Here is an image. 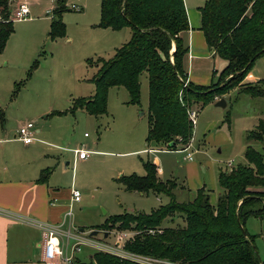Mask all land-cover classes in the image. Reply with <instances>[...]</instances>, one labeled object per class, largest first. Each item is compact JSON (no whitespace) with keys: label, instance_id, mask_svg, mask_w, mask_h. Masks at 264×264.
Returning a JSON list of instances; mask_svg holds the SVG:
<instances>
[{"label":"rangeland","instance_id":"1","mask_svg":"<svg viewBox=\"0 0 264 264\" xmlns=\"http://www.w3.org/2000/svg\"><path fill=\"white\" fill-rule=\"evenodd\" d=\"M26 1L30 14L24 20H13L15 9ZM206 1L188 0L193 23L199 22L196 15ZM56 3V0H14L11 6L14 32L0 52V112L5 118L4 122L0 118V124L10 122L16 127L32 121L35 130L38 127L43 130L45 146L54 157L50 180L60 191L57 203L63 209L61 219L65 222L62 227L65 232L71 230L89 236L95 229L135 231V223L126 229H119L121 223L110 227L102 225L113 215L149 214L168 205L172 200L169 195L129 190L119 180L122 175H146V162L156 165L160 180L177 182L176 201H191L199 188L206 187L211 202L216 204L222 192L220 170L229 172L238 164H248L245 157L248 145L264 155V140H247V133L256 128L260 118L264 120V97L243 91L248 83H262L264 57L256 60L242 84L225 93L226 107L215 103L205 107L192 105V110L197 112L194 135L188 143L178 141L175 150L146 140L149 125L147 72L141 75L140 104L130 103L126 87L114 86L108 93L106 113L96 116L81 109L67 111L75 98L94 95L96 86L92 78L98 71L96 60L113 57L117 48L130 41L133 31L131 27L120 30L100 27L101 0H68L69 10L62 14L66 34L52 38L51 10ZM74 3L82 9H72ZM215 63L217 73L211 83L218 81L227 60L217 55ZM82 146L91 155L87 161L74 164V149ZM185 147L193 153L192 161L185 160L186 152L182 151ZM66 161L71 164L66 165ZM73 189L81 192L80 202L72 201ZM70 209L72 216L67 218ZM185 224L183 214L177 213L156 228L164 231L166 227ZM245 229L255 235L257 254L264 261V218L249 217ZM93 237L113 244L116 235L112 232L105 238L100 232ZM61 240L64 249L70 251L74 240L66 237ZM95 252L97 249L83 244L76 257L89 262ZM122 259L143 264L131 257Z\"/></svg>","mask_w":264,"mask_h":264},{"label":"trees","instance_id":"2","mask_svg":"<svg viewBox=\"0 0 264 264\" xmlns=\"http://www.w3.org/2000/svg\"><path fill=\"white\" fill-rule=\"evenodd\" d=\"M56 1L52 38L66 34L62 14L69 10L68 0ZM13 2L0 0V52L14 32ZM199 10L200 29L208 47L227 60L218 81L206 86L189 82L185 86L188 76L184 61L190 47L182 34L191 27L185 0H101L99 26L113 30L131 27L132 37L116 49L113 57L96 60L94 95L75 98L67 111L81 109L96 116L106 113L108 93L114 86L126 87L130 103L140 104L141 75L147 72V142L165 144L167 150H175L178 141L188 143L194 135L192 105L205 107L222 98L242 84L256 60L264 55V0H207ZM243 91L264 97V79L262 83H248ZM247 140H264L263 119L247 133ZM245 157L248 164H238L229 172L220 170L222 192L216 204L211 202L206 187L199 188L191 201H176L177 182L160 180L156 165L146 162V175H122L119 180L129 190L165 193L172 198L171 202L149 214L126 212L110 216L102 226L121 223L119 229H126L135 223V230L156 228L167 217L180 213L185 217L184 226L166 227L154 236L141 232L127 243L126 249L182 264H264L256 251L255 235L245 229L249 217L264 218V155L248 145ZM49 173V169L44 170V181ZM74 264L138 263L98 251L91 261L76 257Z\"/></svg>","mask_w":264,"mask_h":264},{"label":"crops","instance_id":"3","mask_svg":"<svg viewBox=\"0 0 264 264\" xmlns=\"http://www.w3.org/2000/svg\"><path fill=\"white\" fill-rule=\"evenodd\" d=\"M185 4L191 26L189 31L182 34L190 47L184 61L187 79L195 85H210L217 73V55L208 47L200 29V10L196 15L199 22L193 23L188 0H185ZM0 116L4 122L1 112ZM21 124L16 127L10 122L0 124V264H44V231L40 224L49 223L64 231L62 227L65 222L61 219L63 209L57 203L61 195L50 180L54 157L45 146L41 136L43 130L36 128L35 140L26 144L16 137ZM73 159L76 164L88 158L75 162L74 153ZM70 164V161H66V165ZM46 169L50 173L44 181L42 174Z\"/></svg>","mask_w":264,"mask_h":264},{"label":"built area","instance_id":"4","mask_svg":"<svg viewBox=\"0 0 264 264\" xmlns=\"http://www.w3.org/2000/svg\"><path fill=\"white\" fill-rule=\"evenodd\" d=\"M72 9L81 10L82 8L77 4H72ZM53 8L51 10V13ZM30 14V5L29 3L22 2L14 11L13 20H24ZM188 84V81L185 82V86ZM197 112L190 110V118L195 124L197 121ZM35 124L32 121H28L19 126L17 131V138L24 141L26 144L32 143L35 140ZM87 135V134H86ZM181 150V149H180ZM182 151L186 152L185 160L192 161L193 153L188 151V147H185ZM75 162L77 160L87 159L91 152L87 150L84 146L75 148ZM71 199L73 202L81 201V192L77 189H73L71 193ZM67 218H71L72 211L71 209L66 213ZM40 226L44 231V241L42 245V262L44 264H74L76 254L81 250V245H90L91 247L97 249V251L107 252L113 255H116L121 258H133L143 264H182L180 262H175L160 257L138 254L126 249L128 242L133 240V238L140 234L141 232L147 233L148 235H156L162 233L163 229L159 228H147L146 230H123V231H108L109 236L113 232L116 235L115 241L113 244L107 243L102 240H97L93 236H84L79 232H74L68 230L65 232L59 229L58 226L51 225L49 223H41ZM61 237H66L68 240L73 239L74 243L71 245L70 251L64 249L63 242Z\"/></svg>","mask_w":264,"mask_h":264},{"label":"water","instance_id":"5","mask_svg":"<svg viewBox=\"0 0 264 264\" xmlns=\"http://www.w3.org/2000/svg\"><path fill=\"white\" fill-rule=\"evenodd\" d=\"M215 105L224 108V107L227 106V101H226V99L224 97H222V98H220L219 100H217L215 102ZM100 232L103 233L105 238H107L109 236V232L108 231H99V230H96V229L92 230L89 235L90 236H97Z\"/></svg>","mask_w":264,"mask_h":264}]
</instances>
